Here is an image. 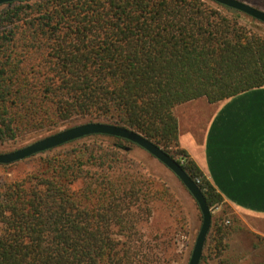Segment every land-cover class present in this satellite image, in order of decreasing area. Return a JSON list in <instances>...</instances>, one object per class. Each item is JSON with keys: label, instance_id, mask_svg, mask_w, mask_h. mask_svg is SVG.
<instances>
[{"label": "trees", "instance_id": "obj_1", "mask_svg": "<svg viewBox=\"0 0 264 264\" xmlns=\"http://www.w3.org/2000/svg\"><path fill=\"white\" fill-rule=\"evenodd\" d=\"M247 19L264 25L213 0L3 4L0 143L78 121L117 124L175 159L209 207H227L180 146L174 108L264 87V33ZM131 145L86 136L27 158L1 181L0 264H150L142 225L155 205L174 215L179 205ZM236 222L226 210L211 220L209 257L218 264H233L225 251Z\"/></svg>", "mask_w": 264, "mask_h": 264}, {"label": "crops", "instance_id": "obj_2", "mask_svg": "<svg viewBox=\"0 0 264 264\" xmlns=\"http://www.w3.org/2000/svg\"><path fill=\"white\" fill-rule=\"evenodd\" d=\"M264 87L252 88L216 103L204 97L174 108L179 144L205 173L241 222L264 237V181L261 164V106ZM254 114L252 127L238 128V118ZM249 176L247 183L239 173Z\"/></svg>", "mask_w": 264, "mask_h": 264}, {"label": "rangeland", "instance_id": "obj_3", "mask_svg": "<svg viewBox=\"0 0 264 264\" xmlns=\"http://www.w3.org/2000/svg\"><path fill=\"white\" fill-rule=\"evenodd\" d=\"M240 1L264 10V0ZM247 21L251 27L264 33L263 24L248 19ZM86 121H78L60 126L49 133L33 134L23 139L0 143V153L12 151L50 133ZM130 154L135 159L141 161L152 175L160 178L169 186L179 205V209L175 211V214L178 215V220L176 215L166 205L157 204L154 206L151 218L147 223L142 225V232L150 244V252L152 251L150 256L152 258L149 259L150 264H187L202 219L196 201L179 178L147 151L133 144L131 145ZM26 159L17 161L18 164L16 165L8 166L9 164H4L6 167L0 166V182L12 178L16 175V172L24 169L27 166ZM211 208V220L214 219V216L224 214L225 210L233 213L239 220V222H236L238 226H236L227 238L228 246L225 254L231 262L233 264H264V246H262V241L260 240H263L264 237L253 231L251 228L253 226L243 224L236 211L229 205L227 207L218 205ZM211 226L206 237L199 264H218L217 259L209 257V233Z\"/></svg>", "mask_w": 264, "mask_h": 264}, {"label": "water", "instance_id": "obj_4", "mask_svg": "<svg viewBox=\"0 0 264 264\" xmlns=\"http://www.w3.org/2000/svg\"><path fill=\"white\" fill-rule=\"evenodd\" d=\"M24 0H0V6L6 3ZM230 8L236 9L256 20L264 22V10L252 6L240 0H213ZM95 134H104L127 139L132 144L137 145L155 157L158 161L169 168L183 183L188 192L196 201L201 212V225L190 254L187 264H199L206 237L211 226L212 208L198 185L183 170L181 165L169 156L159 145L147 139L142 134L117 124L101 121H86L78 123L56 132L50 133L37 140H34L22 147L12 151L0 153V164H10L29 158L33 155L62 146L68 142Z\"/></svg>", "mask_w": 264, "mask_h": 264}, {"label": "snow or ice", "instance_id": "obj_5", "mask_svg": "<svg viewBox=\"0 0 264 264\" xmlns=\"http://www.w3.org/2000/svg\"><path fill=\"white\" fill-rule=\"evenodd\" d=\"M261 106V125H262V132H261V164L264 165V98L260 101ZM255 120L254 114H245L238 118V128L242 130H247L252 127L253 122ZM238 180L243 181L245 183L248 182L249 176L244 172H241L237 176ZM262 181H264V172H262Z\"/></svg>", "mask_w": 264, "mask_h": 264}, {"label": "built area", "instance_id": "obj_6", "mask_svg": "<svg viewBox=\"0 0 264 264\" xmlns=\"http://www.w3.org/2000/svg\"><path fill=\"white\" fill-rule=\"evenodd\" d=\"M198 181V180H197Z\"/></svg>", "mask_w": 264, "mask_h": 264}]
</instances>
